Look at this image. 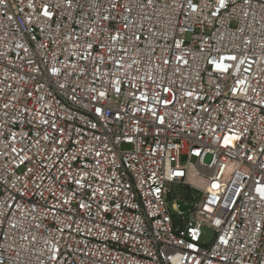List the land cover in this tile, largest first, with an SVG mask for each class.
I'll use <instances>...</instances> for the list:
<instances>
[{
    "label": "built area",
    "instance_id": "built-area-1",
    "mask_svg": "<svg viewBox=\"0 0 264 264\" xmlns=\"http://www.w3.org/2000/svg\"><path fill=\"white\" fill-rule=\"evenodd\" d=\"M261 190L264 0H0V264H264Z\"/></svg>",
    "mask_w": 264,
    "mask_h": 264
},
{
    "label": "rangeland",
    "instance_id": "rangeland-1",
    "mask_svg": "<svg viewBox=\"0 0 264 264\" xmlns=\"http://www.w3.org/2000/svg\"><path fill=\"white\" fill-rule=\"evenodd\" d=\"M208 159H209V157L206 158V161H208ZM198 195H199V194L196 195L197 197H196L195 202L198 201V198H199ZM213 236H214V234H213L212 230L207 229V228H204V229H203V238H202V240H203L205 243L209 244V243L212 241Z\"/></svg>",
    "mask_w": 264,
    "mask_h": 264
},
{
    "label": "water",
    "instance_id": "water-1",
    "mask_svg": "<svg viewBox=\"0 0 264 264\" xmlns=\"http://www.w3.org/2000/svg\"><path fill=\"white\" fill-rule=\"evenodd\" d=\"M188 209V206L181 208L182 211H186Z\"/></svg>",
    "mask_w": 264,
    "mask_h": 264
},
{
    "label": "snow or ice",
    "instance_id": "snow-or-ice-1",
    "mask_svg": "<svg viewBox=\"0 0 264 264\" xmlns=\"http://www.w3.org/2000/svg\"><path fill=\"white\" fill-rule=\"evenodd\" d=\"M221 2H223V0H221ZM261 194L264 195V190H261Z\"/></svg>",
    "mask_w": 264,
    "mask_h": 264
}]
</instances>
